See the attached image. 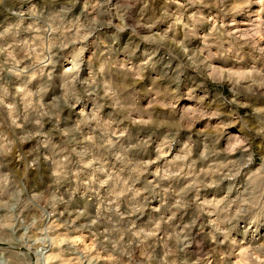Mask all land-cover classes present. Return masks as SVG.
<instances>
[{"label":"clouds","instance_id":"9594fccd","mask_svg":"<svg viewBox=\"0 0 264 264\" xmlns=\"http://www.w3.org/2000/svg\"><path fill=\"white\" fill-rule=\"evenodd\" d=\"M0 264H264V0H0Z\"/></svg>","mask_w":264,"mask_h":264}]
</instances>
